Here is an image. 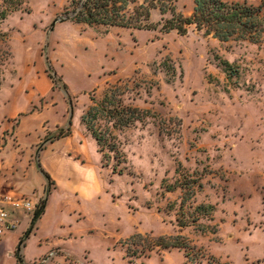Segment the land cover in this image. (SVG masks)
I'll return each instance as SVG.
<instances>
[{"label":"rangeland","instance_id":"374dc122","mask_svg":"<svg viewBox=\"0 0 264 264\" xmlns=\"http://www.w3.org/2000/svg\"><path fill=\"white\" fill-rule=\"evenodd\" d=\"M68 5L25 0L0 24V264H16L19 238L45 197L39 163L62 167L49 173L55 185L23 249L28 263L264 264V34L225 43L195 26L165 33L158 11L155 30L90 27L61 22ZM193 10L194 0H178V13ZM62 84L72 134L50 142L68 126ZM114 85L147 113L113 131L121 154L105 150L103 165L81 117ZM56 150L85 166L58 162ZM199 206L214 209L199 216ZM136 234L180 235L188 248L132 246L137 255H127Z\"/></svg>","mask_w":264,"mask_h":264},{"label":"trees","instance_id":"16d2710c","mask_svg":"<svg viewBox=\"0 0 264 264\" xmlns=\"http://www.w3.org/2000/svg\"><path fill=\"white\" fill-rule=\"evenodd\" d=\"M258 6L244 2H226L224 0H194V10L190 17H186L177 12L178 0H69V5L65 10L61 22L70 21L76 24L87 26L101 25L108 28H123L131 30H155V25L151 22V14L158 11L163 18L161 30L165 33L176 31L180 35H186L190 26H195L198 31H203L206 35H211L220 42H229L231 40H248L252 43H258L264 34V0H259ZM25 0H3L0 5V24L3 23L9 14L21 10ZM132 6V7H131ZM168 14L170 18H165ZM57 21V20H56ZM55 21V22H56ZM7 39V36H5ZM5 39V40H6ZM47 64L46 73L57 87V74L51 66L50 60L45 56ZM226 68H230L228 62H224ZM61 89L69 103V119L67 128L59 129L56 136L51 138L50 142L60 140L71 136L73 105L71 96L68 93L66 84H62ZM124 88L111 86L107 88L102 100L98 101L91 98L92 105L81 117L82 124L91 133V137L98 147V153L102 155V163L106 160L104 151L114 155L121 154L117 137L114 130H122L141 122L145 118L144 112L137 107L126 105L122 96ZM110 125L103 128L100 122ZM84 164V162H82ZM38 169L44 177L47 185L45 186V197L36 205L29 228L19 238V242L13 253L16 264H31L25 260L23 249L26 247V241L36 229L38 221L45 213L48 196L51 193V186L55 185L50 174L44 170L42 165L38 164ZM212 206H199L196 208L200 215H208L213 211ZM182 236H160L150 238L141 234L131 236L126 242L127 255H137L135 248L131 252V247H140L141 252L154 251L155 248L173 249L188 246L181 241ZM189 255V254H188ZM43 264V262L32 263ZM208 264H225L211 258Z\"/></svg>","mask_w":264,"mask_h":264},{"label":"crops","instance_id":"0c3cea01","mask_svg":"<svg viewBox=\"0 0 264 264\" xmlns=\"http://www.w3.org/2000/svg\"><path fill=\"white\" fill-rule=\"evenodd\" d=\"M41 97H42V95H41ZM82 136L86 140H88V137L86 135L82 134ZM67 138H64V139H67ZM62 140L63 139H61V141ZM52 153H53V156L56 158V160L58 162H64L66 164H69L73 168H80V167L85 166V164H82L79 159H76L74 157L76 154L75 153H72L69 150H66V151L56 150V151H52ZM59 167H62V166H55V165H52V163H51V164H49L47 166V168H45L46 169L45 171L48 172V173H58V171H60V169H61V168L59 169Z\"/></svg>","mask_w":264,"mask_h":264},{"label":"built area","instance_id":"2783aa9c","mask_svg":"<svg viewBox=\"0 0 264 264\" xmlns=\"http://www.w3.org/2000/svg\"><path fill=\"white\" fill-rule=\"evenodd\" d=\"M6 217V214L0 210V220L3 221ZM0 233H2V229L0 228Z\"/></svg>","mask_w":264,"mask_h":264}]
</instances>
